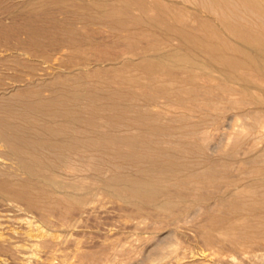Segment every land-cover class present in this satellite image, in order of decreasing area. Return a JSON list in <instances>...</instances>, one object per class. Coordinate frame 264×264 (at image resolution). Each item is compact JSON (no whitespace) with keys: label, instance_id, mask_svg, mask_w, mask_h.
<instances>
[{"label":"bare ground","instance_id":"obj_1","mask_svg":"<svg viewBox=\"0 0 264 264\" xmlns=\"http://www.w3.org/2000/svg\"><path fill=\"white\" fill-rule=\"evenodd\" d=\"M20 1L11 12L26 21L0 22L1 199L36 208L61 196L57 203L78 207L104 191L135 212L185 216L214 201L236 215L264 208V150L245 159L251 203L233 191L228 163L206 156L217 146L210 133H224L234 109L254 123L231 137L227 162L264 114V0ZM93 27L108 29V41L82 32ZM107 43L119 50L83 54ZM242 231L253 238L251 226Z\"/></svg>","mask_w":264,"mask_h":264},{"label":"rangeland","instance_id":"obj_2","mask_svg":"<svg viewBox=\"0 0 264 264\" xmlns=\"http://www.w3.org/2000/svg\"><path fill=\"white\" fill-rule=\"evenodd\" d=\"M20 2L0 0L2 25L9 27L10 24H23L26 21L25 15H21L23 19L11 12L19 9ZM186 18L189 22L193 21L190 14ZM82 32L101 41H108L110 35L108 29L97 27H93V30L84 28ZM0 36V53L3 56L7 45L5 37ZM17 39V35H9L11 45H16ZM107 44L86 47V53H82L94 59L97 55L103 56L119 50L110 46L111 43ZM69 53L77 54L76 51L72 53L66 50L65 55L71 57ZM233 113L239 116L236 121L223 126L224 133H210L209 141L217 146L209 149L206 156L215 158L213 160L221 164L228 163L227 175L234 190L226 185L217 190L224 194L231 190L241 192V199L251 203V193L255 188L252 183L253 168L245 163V159L254 147L264 150V114L259 116L251 136L241 142L237 156L227 162L226 146L231 137H241L254 123L248 113L241 114L239 109H234ZM103 158L117 164L125 163L123 158L111 159L106 154ZM192 168L200 169V166L193 164ZM83 173L88 174L90 171L85 170ZM24 176L19 171L18 177ZM190 186L196 187L194 184ZM201 188L215 190L209 185H201ZM258 191L264 192V189L259 188ZM60 197L42 200L36 208L0 198V264H264V208L259 213L244 211L236 215L226 205L229 203L214 201L201 204L185 216H176L171 211L135 212L104 191H95L88 203L78 207L57 203ZM228 209L231 211L228 212ZM179 210L183 208L179 207ZM212 220L216 221L213 223ZM248 225L253 230V238L242 235V230ZM238 228L242 229L241 233ZM229 230L232 231L228 233ZM209 231L212 236L208 234Z\"/></svg>","mask_w":264,"mask_h":264}]
</instances>
